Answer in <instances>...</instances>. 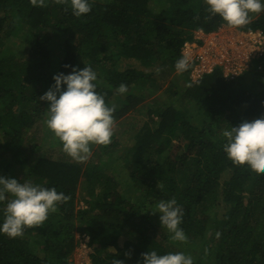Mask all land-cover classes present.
Listing matches in <instances>:
<instances>
[{
  "label": "trees",
  "instance_id": "1",
  "mask_svg": "<svg viewBox=\"0 0 264 264\" xmlns=\"http://www.w3.org/2000/svg\"><path fill=\"white\" fill-rule=\"evenodd\" d=\"M90 3L91 12L77 17L70 0L43 7L0 0V175L70 197L44 225L15 238L0 234V264H72L84 239L90 264H138L150 249L183 251L194 264H264V173L234 164L222 136L264 115V52L239 76L218 66L193 82L194 60L184 72L175 68L185 42L195 40L196 29L226 25L205 0ZM239 29L264 33V12ZM10 41L24 43L23 53ZM86 63L97 72V92L116 108L111 143L93 145L83 162L41 153L48 142L65 152L48 127L50 141L32 134L47 119L49 102L40 96L54 74L72 71L65 65ZM121 83L125 94L116 91ZM145 108L143 124L131 125L134 142L122 147L117 122ZM172 197L184 210V242L171 239L153 213ZM3 208L0 202V222Z\"/></svg>",
  "mask_w": 264,
  "mask_h": 264
},
{
  "label": "clouds",
  "instance_id": "2",
  "mask_svg": "<svg viewBox=\"0 0 264 264\" xmlns=\"http://www.w3.org/2000/svg\"><path fill=\"white\" fill-rule=\"evenodd\" d=\"M30 2L35 7H43L46 0ZM205 2L206 10L212 15H219L226 23L219 30L208 33L234 31L227 29V26L240 32L251 30L239 28L250 23L253 14L264 12V0ZM70 3L72 13L77 17L92 10L90 0H70ZM198 30L203 29H196L195 34ZM65 67H70L72 71L67 74H54L53 85L40 96V100L49 102L46 124L61 141L63 151L73 160L83 162L91 157L93 145L111 143L115 126L113 113L116 108L115 105L106 103L104 95L97 92L98 75L90 64L86 63L84 68L72 65ZM189 67L190 57L187 54H183L175 63L177 72H184ZM190 79L193 82L198 80L193 79L192 72ZM116 91L125 94L128 92V86L121 83ZM222 136L225 138L223 150L234 164H247L255 172L264 173V115L244 120L238 126L231 125L222 131ZM69 198L64 192H58L55 187L49 188L27 179L21 181L0 175V202H4L0 234L15 238L22 236L28 228L44 225L49 214L56 211L58 204ZM156 212L160 213L161 227L170 233L171 239L180 242L188 239L181 227L184 210L175 197L161 199L153 211ZM216 236H220L219 231ZM141 256L142 261H138V264H194L193 257L183 251L161 254L155 249H150ZM111 264H124V261L112 258Z\"/></svg>",
  "mask_w": 264,
  "mask_h": 264
},
{
  "label": "built area",
  "instance_id": "3",
  "mask_svg": "<svg viewBox=\"0 0 264 264\" xmlns=\"http://www.w3.org/2000/svg\"><path fill=\"white\" fill-rule=\"evenodd\" d=\"M233 33L235 32L205 33L198 30L195 40L184 44L183 53L190 57V62L195 61L192 70L194 80L218 66H221L227 75L239 76L250 68L254 58L263 54L264 33L261 30L241 32L240 39L239 34Z\"/></svg>",
  "mask_w": 264,
  "mask_h": 264
},
{
  "label": "rangeland",
  "instance_id": "4",
  "mask_svg": "<svg viewBox=\"0 0 264 264\" xmlns=\"http://www.w3.org/2000/svg\"><path fill=\"white\" fill-rule=\"evenodd\" d=\"M250 28V27H248ZM227 29H234V32L233 34H239V39L241 38L240 35H241V32L238 31L237 29L235 28H231V27H228L227 26ZM10 41L9 44L10 45H13L14 48H11V50L13 51V49L17 52V53H23V49H21V47H24L22 43L21 45H15L14 43H12ZM21 43V42H19ZM199 46L201 44H198ZM198 47V46H197ZM239 52H243V51H239ZM243 56V55H242ZM258 58V57H256ZM254 58V59H256ZM240 59V58H239ZM253 59V60H254ZM186 83V79L185 78H182L180 80V86H183L185 85ZM144 111H148L147 108L139 111L138 113H131L130 115L124 117L122 120H119L117 122V128H118V134L120 135V140L119 142L121 143V146L122 147H126L128 145H130L131 143L134 142V138H133V129L131 128V125L132 123H136V125H139V124H143L144 122V119H145V115L146 112ZM142 113V114H141ZM47 118H48V114H47ZM157 119V118H155ZM42 123V124H41ZM52 132V131H51ZM32 134L34 136H39L41 137L42 139H44L45 141H50L49 139L47 140L46 138H50L51 139V136L50 137H46L44 136V134H48L47 132V124L46 122L42 121L40 122V124L37 126L36 129H34V131H32ZM39 141L41 143H46V142H42V140L39 139ZM51 143H47L44 145V149L41 151V153H44L46 155H52L53 157L57 158V159H68V160H73L71 157H69L67 154L63 153V152H58L57 148L53 147L55 146L53 144V146L51 145ZM117 157V155H115ZM120 158H118V160L115 161L114 165H118L117 161H119V164H122L123 162V158L121 157V160H119ZM75 161V160H74ZM121 166V165H120ZM119 167V166H118ZM25 167H22V173H21V177L25 175ZM119 170L121 171L122 170V166L119 168ZM124 171H121V174H123ZM224 204V203H223ZM221 206V205H220ZM224 206H228V205H224ZM214 211L212 210L211 212V215H213ZM69 262H71L72 264H90L91 263V260L89 258V248H88V245L84 240L81 241V245L78 246V248H76L73 253L69 256Z\"/></svg>",
  "mask_w": 264,
  "mask_h": 264
}]
</instances>
